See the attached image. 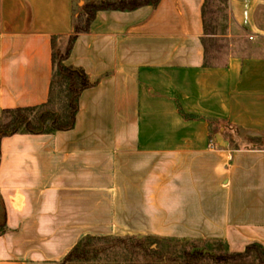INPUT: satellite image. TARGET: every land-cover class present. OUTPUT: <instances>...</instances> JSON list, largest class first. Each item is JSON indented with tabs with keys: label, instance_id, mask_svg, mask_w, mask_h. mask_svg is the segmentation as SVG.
Returning <instances> with one entry per match:
<instances>
[{
	"label": "crops",
	"instance_id": "0c3cea01",
	"mask_svg": "<svg viewBox=\"0 0 264 264\" xmlns=\"http://www.w3.org/2000/svg\"><path fill=\"white\" fill-rule=\"evenodd\" d=\"M75 2L0 0V111L48 101ZM204 3L100 10L77 38L66 63L93 85L75 126L2 140L0 264H56L91 236L264 245V148L225 136L264 137V0H230L255 43L219 67L204 64Z\"/></svg>",
	"mask_w": 264,
	"mask_h": 264
},
{
	"label": "trees",
	"instance_id": "16d2710c",
	"mask_svg": "<svg viewBox=\"0 0 264 264\" xmlns=\"http://www.w3.org/2000/svg\"><path fill=\"white\" fill-rule=\"evenodd\" d=\"M160 2L161 0H85V4L81 9L79 11L75 10L73 33L68 37L65 48L58 45L57 37H53L52 40L54 75L48 101L34 107L3 109L0 111V164L3 138L17 133H53L58 130H69L75 126L80 95L83 90L93 84L82 69L68 65L66 60L70 57L77 38L81 34L91 31L97 13L100 10L131 11L146 5L157 7ZM203 19L205 32L202 41L205 47V66H226L231 56L241 57L252 54V52L249 53L243 51V49H231L229 31L233 25V17L230 0H205ZM219 38L226 41V48L222 51L218 49ZM246 49H251V47ZM220 52H225L228 59L218 60ZM57 89L60 93L65 94L66 101L63 108H58L56 105ZM238 137L241 139L240 135ZM233 138L232 145L234 148H264V137H247L245 138L246 143H240L241 140H237V137ZM1 207L2 205H0ZM8 230L5 216L3 220L0 219V236ZM131 238L86 237L74 247L64 260L56 264H193L194 262L207 260L211 264H264V245L260 243L248 245L243 252H233L223 241H193L192 239L184 240L176 237H158L161 239V245L157 248L147 247L141 238L134 239L132 241L133 247L135 249L141 248L144 251V258L141 256L121 257L115 261H101L98 259L105 251L115 252L118 246L117 244L113 249L102 247L99 244L100 240L119 243L123 245L124 250L130 246ZM184 242H189L193 246L185 247ZM197 247H205L208 251L195 249Z\"/></svg>",
	"mask_w": 264,
	"mask_h": 264
},
{
	"label": "rangeland",
	"instance_id": "374dc122",
	"mask_svg": "<svg viewBox=\"0 0 264 264\" xmlns=\"http://www.w3.org/2000/svg\"><path fill=\"white\" fill-rule=\"evenodd\" d=\"M84 4H85V0H83V1L81 0V2H80V0H76V2H75V10L79 11ZM233 26L230 27V31H229V33H230V35H229L230 43L229 44H231V49H233V50L234 49H236V50L237 49H243V51H247L249 53L250 52L253 53L252 49H246V48L247 47H251L252 44L255 43L254 40H252V38L249 37V36H245L244 37L243 36L244 33L241 32L240 28H238L240 30L239 33H241V37H239L240 36L239 33L238 34L234 33ZM238 29H237V27L235 28V30H238ZM219 39L220 40L218 41V49H219V51H222V50H224L226 48V41L223 38H219ZM235 39L237 40L236 42L234 41ZM67 40H68V37L64 38V40L61 41V43H62L61 46H60L61 48H65V46L67 44ZM233 43H234V45H233ZM250 50H252V51H250ZM219 59L224 61V60L228 59V55L225 52H220L218 60ZM58 92H59V96H58ZM55 101H56V105L58 106V108H63V106L65 107V101H66L65 94L64 93H60V91L58 89H57V92H56V100ZM227 128L228 129H227V132L225 133V136H226L227 139L231 140V144H232V140H234L233 137H237V140H239V141L241 140L240 143H246V139H240L238 137L239 132L236 131L235 128H232L228 124H227ZM254 138H260V137H254ZM213 142H214V144H217V141H213ZM158 237L159 236H138V235L134 236L132 238L130 237L131 238L130 239V246L128 247V249H124L125 251L123 250V245H121L119 243H116V242H111L110 240H103L102 239V240H100V243H99L102 247H110L111 249H113V247L117 246V244H118V246H117V249L115 250V252L105 251V252H103L100 255V257L98 259L101 260V261H115L117 259H120L121 257L122 258L123 257H129L130 258V257H135V256H141V257L144 258V251L141 248L135 249L133 247V244H132L133 242L132 241L134 239L141 238V239H143V241H144V243H145V245L147 247H150V248L155 247V248H157V247H159L161 245L160 244L161 243L160 242L161 239H159ZM176 238H180V239L186 240L185 237L184 238L176 237ZM192 240L193 241H202L200 239H192ZM184 243L186 244L185 247L193 246L189 242H184ZM198 248L199 247H197L195 249L200 250ZM195 263L196 262H194L193 264H195ZM196 264H211V262H209V260H207V261H204V262H197Z\"/></svg>",
	"mask_w": 264,
	"mask_h": 264
},
{
	"label": "water",
	"instance_id": "95a60500",
	"mask_svg": "<svg viewBox=\"0 0 264 264\" xmlns=\"http://www.w3.org/2000/svg\"><path fill=\"white\" fill-rule=\"evenodd\" d=\"M220 139H222V136L219 135ZM226 145H228V142H226ZM198 249L202 250L204 249L206 252L208 251V249H206L205 247H199Z\"/></svg>",
	"mask_w": 264,
	"mask_h": 264
}]
</instances>
